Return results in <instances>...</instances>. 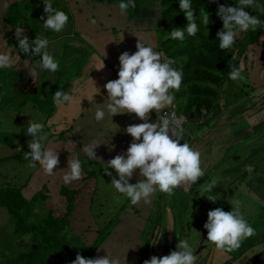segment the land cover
<instances>
[{"label": "crops", "instance_id": "obj_1", "mask_svg": "<svg viewBox=\"0 0 264 264\" xmlns=\"http://www.w3.org/2000/svg\"><path fill=\"white\" fill-rule=\"evenodd\" d=\"M51 3L53 9L65 12L69 18L65 29L59 33L43 27L47 19L43 0H0V53L11 49L13 59L10 67H0V188L9 186L19 189L27 200L33 195L44 198L27 204L25 217L29 224H36L46 213L56 218L63 217L67 198H71L72 210L65 218L62 232L66 239L64 248L68 258L82 254L97 241V247L90 258L105 257L110 253L119 257L121 264H143L152 257V253L144 250L142 254L143 228L139 229V225L137 227L136 220L142 219L144 211L140 207H150L147 209V217L143 214L142 219L143 223L148 221L156 198H160L158 192L152 195L149 203L141 201L132 205L127 197L108 185L111 184L112 177L118 179L114 169H109L112 177L106 175L104 169L110 159L118 154H126L132 143V137L126 134V127L144 121L139 120L135 114L112 117L102 104L107 99L104 85L118 79L119 56L122 53L134 54L138 39L145 46L159 51V21L156 24L151 18L152 15L156 16L155 7L153 4L142 5L144 8L140 5L137 13L128 9L122 15L116 0H51ZM42 16L44 20H41ZM93 20L95 23H92ZM17 28L23 29V32L15 34ZM23 36L29 39V44L36 36L46 38L49 41L47 51L59 62V70L55 73L42 71L38 66L42 56L33 55L31 49L26 54L19 48L18 39ZM122 37V42H119ZM25 62L29 63L27 67ZM235 62L230 64L229 71L238 66ZM32 66H35L38 73L35 80L29 74ZM57 90L69 92L74 97V102L63 107L55 105L53 95ZM102 94L106 95L101 97ZM232 101L235 102L236 99ZM263 101L264 99L260 102L264 107ZM96 105H100L105 111V117L100 122L94 119ZM247 109L248 121L244 124L241 123L244 122L242 116L245 112H236L228 117L224 110L217 109L211 112V116L215 118L213 123L211 116L206 120L203 117L196 118L195 115L189 117L190 113L186 118L181 143H188L200 152L205 174L221 159L227 140L244 139V129H253L247 139L257 132L259 113L254 115L251 107ZM157 115L153 110L148 122L155 123ZM30 120L44 125L43 131L47 133L48 141L58 151L59 165L54 169L53 176L45 175L39 164L35 168L27 167L29 160L24 159V154L30 152L28 142L32 138L26 135ZM114 124L118 125L119 131ZM93 140L101 143L95 149L97 159L89 158L82 151ZM251 141L256 144V140L251 139L250 143ZM252 144L249 148L251 155L254 150ZM113 145L114 149L110 150ZM17 147L21 148L20 152H16ZM245 149L248 150L247 147ZM69 156L81 160L83 178L66 184L60 171L67 169ZM247 165L254 168L251 174L244 170ZM234 171L237 177L231 179V182L227 180L226 184H231L234 191L242 192L245 199L263 206L264 181H260V177L252 178L254 174L258 176L260 172L264 173V170H257L256 164L251 160L246 165H237L232 172ZM205 174L196 184L185 183L178 190L185 191L189 186L203 184L207 180ZM143 179L137 169L129 183L136 184ZM103 183L110 189V199L113 201L110 204L112 209L107 214L90 209L93 194ZM180 195L181 200L186 196L184 193ZM226 195L229 197L233 193L227 190ZM3 213L0 209L1 216ZM119 215L120 218H117ZM3 218L5 223L0 225L1 241L6 242L10 238L13 242L4 249L1 247L0 251L3 250L8 256L16 254L23 246L19 245L17 236L11 235L13 225L9 224L5 216ZM259 234L257 231L254 236L245 239L238 250L223 252V255L234 254L230 264H253L252 256L241 255L248 246L246 243ZM21 240L28 241L24 237ZM260 247L263 250L264 246ZM228 257L230 256L227 259ZM262 262L264 256L260 255L258 264Z\"/></svg>", "mask_w": 264, "mask_h": 264}, {"label": "clouds", "instance_id": "obj_2", "mask_svg": "<svg viewBox=\"0 0 264 264\" xmlns=\"http://www.w3.org/2000/svg\"><path fill=\"white\" fill-rule=\"evenodd\" d=\"M214 3L215 0H212ZM44 12L47 19L43 23L45 29L59 33L68 23V15L52 7L51 0H43ZM121 14H125L129 8H135V0H121L118 5ZM179 7L185 14L187 26L185 29L174 28L169 32L171 39L183 40L185 31L189 36H195L198 32L196 17L192 8L191 0H179ZM246 8H255L264 12V7L256 3V0H238L237 6L230 7L220 5L217 16L222 21V29L217 33L219 48L227 50L233 47L237 36L242 32L255 30L264 21L258 16L251 15ZM158 11V9H156ZM199 17L207 27L210 22V14L200 10ZM44 20V17H41ZM95 23V20L92 21ZM23 29L17 28L15 34L22 33ZM122 39L119 42H122ZM117 42V43H119ZM49 41L46 38L36 36L32 43L26 36L18 39V46L26 54L42 56L38 66L42 71L55 73L59 70V62L47 51ZM137 51L134 54L124 52L119 56L118 79L111 80L104 85L107 91V99L104 107L113 117L123 114H135L144 121L140 124H132L126 127V134L132 137V143L126 154H118L110 159L105 165L104 172L112 177L109 169H114L116 176L112 177L111 186L116 192L123 194L130 200L132 205L141 201L145 204L155 192L171 196L174 191L185 183L196 184L204 173L201 166L200 152L192 148L188 143H181L183 139V118L176 117L174 113L164 112L158 115L155 123H149L151 113L155 110L158 114L163 109L173 106L175 96L173 91H179L182 84L183 73L176 70L172 65L175 61L164 56L160 51H155L151 46H145L138 39ZM12 50L0 53V67H10L13 63ZM106 53L104 54V56ZM25 62V67L28 66ZM104 67V64H103ZM243 63L239 67H232L229 79L232 81L243 80ZM35 80L38 75L35 66L29 73ZM98 93H99V89ZM53 102L58 107L65 104L71 105L74 97L69 92L57 90L53 95ZM105 117V111L100 105L95 106L94 119L100 122ZM115 125V124H114ZM119 131L118 125H115ZM44 125L30 120L26 129V135L32 139L28 142L30 152L24 154V159L29 160L28 168H35L39 164L44 174L53 176L54 169L59 165V155L56 148L48 141L47 133H44ZM101 145L96 140L89 142L82 148L83 153L89 158L97 159L95 149ZM114 149V145L110 150ZM21 148L17 147L16 152ZM68 167L62 173V180L66 184L79 181L82 176V164L78 157L69 156ZM139 169V174L144 179L131 184L134 171ZM245 171L251 174L253 166H245ZM217 185L213 179L203 191L211 193ZM205 196V195H202ZM207 199L216 202L215 196L206 195ZM231 211L225 212L222 208H216L207 213V222L204 228L207 230V241L217 250L232 253L238 250L242 242L255 235L256 230L247 222L239 212L240 201L235 200ZM179 238V237H178ZM157 241L154 243V245ZM178 250L171 251L163 257L152 256L143 264H196L198 257L187 239L179 238L176 245ZM72 264H121L119 257L107 253L105 257L84 258L77 254Z\"/></svg>", "mask_w": 264, "mask_h": 264}, {"label": "rangeland", "instance_id": "obj_3", "mask_svg": "<svg viewBox=\"0 0 264 264\" xmlns=\"http://www.w3.org/2000/svg\"><path fill=\"white\" fill-rule=\"evenodd\" d=\"M144 2L145 1L140 5L145 6ZM144 6H142V8H144ZM263 15L264 12H260L256 16L260 19ZM151 18L152 21L157 24L158 20L156 16L152 15ZM262 32L264 33V29ZM238 37L239 35L237 38ZM249 44L250 42L247 41L242 43L239 51L233 50V56H235L236 62L238 63L235 62V64L238 65L237 67H239L241 63L244 65V70L242 72L244 79L237 81L230 80V71L228 69L226 79L218 89L216 109L224 110L228 117L236 112H245L242 116L244 122L241 123L244 124L248 121V115H246L248 112L246 110L251 107L252 114L255 115L259 113L257 132L255 131L256 133H253L251 138L247 139L246 137L249 136L253 129H244L242 132L244 139L230 138L227 140L222 150L223 154L221 155V159L218 163H215L216 165L211 167L209 173L205 174L207 180L205 179L206 182L203 184L194 187L189 186L185 191L182 189L178 190L177 188L171 196L158 192L160 198H156L147 222L143 223L142 219L143 214L145 218L147 217V209H150V207H140L144 212L141 214L142 219L136 220L138 221L136 225L137 227L139 225V229L143 228L142 254L144 251L143 244L146 242L145 250H147L148 253H152L151 256L163 257L168 255L171 251L178 250L176 245L179 243V238H181L188 240L194 251V255L198 257L196 264H220L225 260L232 259L234 254L223 255L222 251H217V249H214L215 246L207 241V230L204 228V224L207 222V213L209 211L222 208L225 212H229L234 207L233 202L235 200L240 201L239 212L244 216L247 222L256 232L258 231L260 234L264 233V215H262L264 212V205L262 206L251 199H245L246 196L243 195L242 192L234 191L231 184H226L227 180L231 182V179L237 177L236 171L232 172L237 165H246L248 161L253 160L257 170H264V107L260 102L264 99V42L258 41L254 47H251L253 50L252 56L246 54L252 52L249 49ZM245 55H247L246 59ZM105 95L106 94H102L101 97ZM234 99H236L235 102L232 101ZM176 109L179 111L178 103L176 104ZM210 120L213 123L215 118L211 117ZM251 139L253 141L256 140L255 145L252 141L250 143ZM251 144L254 149L252 151L253 155L250 154L251 150L249 149L251 148ZM245 147H247L248 150H246ZM253 176L252 180L260 177L259 180L264 181V173L262 172H260L258 176L255 174ZM213 179L217 180L216 187L212 189L211 193H205L203 191L204 187ZM108 185H110V183ZM105 186L106 183H103L100 189L95 190L93 196L96 198L93 197L92 206L90 205L91 211H99L103 214L110 213V209H112L110 208V204L113 203V201L110 199V189ZM218 187L220 189H218ZM227 190H230L233 195L227 197ZM183 193L186 194V196L181 200L179 199L181 196L180 194ZM111 195H113V193ZM206 195L215 196L216 202L213 203L209 201ZM4 216V213L2 216L0 214V222L3 224L5 223ZM120 216L121 215L117 216V218H120ZM258 217H260V219H258ZM7 221L12 225L11 221ZM0 233L2 232L0 231ZM11 241L12 239L8 242H3L0 237V249L1 247L4 249L10 246L12 244ZM156 241L157 243L154 245ZM18 243L23 247L25 245L23 240H18ZM260 246L263 245L255 243L251 246H246L241 256H252L254 258V254H259V252L262 251ZM8 255L10 256L12 254ZM227 256L230 257L227 259ZM3 258L5 257L0 253V260ZM221 258L223 259L222 261L220 260ZM262 264H264V262H262Z\"/></svg>", "mask_w": 264, "mask_h": 264}, {"label": "trees", "instance_id": "obj_4", "mask_svg": "<svg viewBox=\"0 0 264 264\" xmlns=\"http://www.w3.org/2000/svg\"><path fill=\"white\" fill-rule=\"evenodd\" d=\"M118 3L121 0H116ZM145 1V5L153 4L154 14L159 21L157 29V41L159 51L170 60L175 61L172 65L176 70L182 71L183 78L179 91H173L175 96L173 106L179 104V111L185 118L193 113L196 118L203 117L208 119L211 112L216 109L218 89L226 79L230 64L236 61L233 50L239 51L242 43L250 42L249 49L260 41L264 42V24L255 30L242 32L236 38L232 48L221 50L217 33L222 29V21L217 16L220 5L235 7L238 0H191L198 32L195 36H189L185 31L183 40L171 39L169 32L174 28L185 29L187 20L185 14L179 7V0H135L136 7L129 8L132 13L140 10V4ZM126 2V0H124ZM256 3L264 7V0H256ZM138 6V7H137ZM158 9V11L156 10ZM205 10L210 14V22L207 27L202 23L199 13ZM251 15L256 16L261 11L255 8H246ZM264 21V15L260 18ZM263 35V36H262ZM245 55V59H246ZM244 58V57H243ZM202 112V113H201ZM212 117V116H211ZM40 195H33L27 199L20 193L19 189L12 187L0 188V209L3 210L7 220L12 222V235L17 236L18 240L26 238L24 247L16 254L6 255L1 250L5 258L0 260V264H72L76 257H67L64 248L66 241L63 232L65 218L71 213L72 200L68 202L63 217L56 218L52 214L46 213L36 224H29L25 217V209L28 203L42 201ZM3 223L0 222V225ZM184 235V234H183ZM10 239H7V242ZM259 241L260 243L256 242ZM262 244L264 246V233L259 234L255 239L249 240L248 246ZM10 243V242H9ZM96 241L89 249H85L82 254L84 258H90L97 247ZM146 242L143 244L145 250ZM146 251V250H145ZM264 255V248L259 254L254 255L253 264H258V257ZM231 259L225 260L220 264H230Z\"/></svg>", "mask_w": 264, "mask_h": 264}, {"label": "built area", "instance_id": "obj_5", "mask_svg": "<svg viewBox=\"0 0 264 264\" xmlns=\"http://www.w3.org/2000/svg\"><path fill=\"white\" fill-rule=\"evenodd\" d=\"M164 112H168L169 114L174 113L176 117H182V118H183V124H182V127H183V126L186 124V122H187V119H186L183 115L177 113V111H176V109H175L174 106H170L168 109H163V110H161V112H160L158 115H163ZM158 115H157V116H158Z\"/></svg>", "mask_w": 264, "mask_h": 264}, {"label": "water", "instance_id": "obj_6", "mask_svg": "<svg viewBox=\"0 0 264 264\" xmlns=\"http://www.w3.org/2000/svg\"><path fill=\"white\" fill-rule=\"evenodd\" d=\"M192 115H193V113H191V114L189 115V117L192 116Z\"/></svg>", "mask_w": 264, "mask_h": 264}]
</instances>
